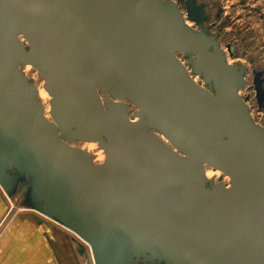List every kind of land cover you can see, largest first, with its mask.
<instances>
[{
    "label": "water",
    "instance_id": "1",
    "mask_svg": "<svg viewBox=\"0 0 264 264\" xmlns=\"http://www.w3.org/2000/svg\"><path fill=\"white\" fill-rule=\"evenodd\" d=\"M185 11L195 26L175 0H0V188L93 264H264V126L203 4Z\"/></svg>",
    "mask_w": 264,
    "mask_h": 264
},
{
    "label": "rangeland",
    "instance_id": "2",
    "mask_svg": "<svg viewBox=\"0 0 264 264\" xmlns=\"http://www.w3.org/2000/svg\"><path fill=\"white\" fill-rule=\"evenodd\" d=\"M208 1L210 2L208 7V12L210 13L211 16L210 19L216 20L218 22V25L220 26L224 25L221 28L220 40L222 44L224 45L226 43H229L235 47L233 57H227L228 62L230 63L241 62L247 65L248 73L246 76L247 77L246 85L242 87V89L239 91V95L242 96L245 99V101L251 105L250 112L251 115H253L254 120L257 123L264 126V111L258 107L253 95L254 92L251 89V87H249L252 80L253 70L254 69L264 70V0H208ZM183 13L185 15L184 11ZM177 57H180L181 60H183L182 55L177 54ZM183 62L185 61L183 60ZM25 71L26 72H24V74L30 78V81L33 82L37 87H39L44 92V89L42 87L43 79L38 76L36 70L30 65V68ZM199 81L200 80L197 78V82ZM46 95L48 96L47 98L49 100V95L48 94ZM247 96L250 97L248 100H247ZM47 106H48L47 109L48 111L46 110V112L50 117L48 101H47ZM133 110L134 107L130 106V112H132ZM81 143L82 142H76V144L81 148H85V150L89 149L88 151L91 152L92 157L98 159L99 162L101 161L102 156L104 159V152L102 149L100 150V148L97 146V143L92 142L94 143V145H89L88 143L87 144H81ZM207 173L209 174V177L214 178V181H217L219 177L218 175H221L220 172L216 176V174L214 173V171H212L209 165H206V174ZM224 181L228 182V178L224 177L223 182ZM0 191L3 192L1 188ZM13 204L19 211H27V210L31 211V209L28 208L26 209L20 206L19 201L14 200ZM14 211H16V209ZM83 243L85 242L83 241ZM85 245L89 255L88 264H93L89 247L86 243Z\"/></svg>",
    "mask_w": 264,
    "mask_h": 264
},
{
    "label": "crops",
    "instance_id": "3",
    "mask_svg": "<svg viewBox=\"0 0 264 264\" xmlns=\"http://www.w3.org/2000/svg\"><path fill=\"white\" fill-rule=\"evenodd\" d=\"M88 256L69 229L35 211H19L0 191V264H88Z\"/></svg>",
    "mask_w": 264,
    "mask_h": 264
},
{
    "label": "flooded vegetation",
    "instance_id": "4",
    "mask_svg": "<svg viewBox=\"0 0 264 264\" xmlns=\"http://www.w3.org/2000/svg\"><path fill=\"white\" fill-rule=\"evenodd\" d=\"M177 2V4L179 5L180 9L182 10V12H186V1L187 0H175ZM196 4H203V7L205 9V14L207 15L206 21L204 22L205 25L208 27L209 32H211L212 34L216 33L217 36L216 38L219 40L221 47L223 48V50L226 53V57H233L234 55V51H235V47L232 44L226 43V44H222L221 42V28L224 26H220L218 25V22L216 20H211V16L210 13L208 12V7L210 2L208 0H195ZM188 20V19H187ZM190 21V20H189ZM191 23H193V25L191 26H195L194 22L191 21ZM234 65H239V64H243L245 66V71H244V85L243 87L246 85V81H247V65L241 62H235V63H231ZM259 84L260 87V91L264 92V70L261 69H254L253 70V75H252V80L251 83L249 85V87H251V89L254 92V98L256 100V103L258 105L259 108H261L264 111V96L259 98L258 96V92H257V85ZM250 97L247 96V100ZM251 106V105H250ZM93 158V157H92ZM137 264H164L163 262H159L158 260H155L153 262L151 261H143L142 259L140 261L137 262Z\"/></svg>",
    "mask_w": 264,
    "mask_h": 264
},
{
    "label": "bare ground",
    "instance_id": "5",
    "mask_svg": "<svg viewBox=\"0 0 264 264\" xmlns=\"http://www.w3.org/2000/svg\"><path fill=\"white\" fill-rule=\"evenodd\" d=\"M182 11V10H181ZM183 13V12H182ZM183 16H184V18H185V21L187 22V24L188 25H192V23H191V21H189V20H187V18H186V12H185V15H184V13H183ZM20 37V39L26 44V41L24 40V39H22V37L21 36H19ZM177 54H180V55H182L181 53H176V57H177ZM185 66H186V69H187V71L189 72V75L191 76V78L196 82V83H198L199 85H201V86H204V87H206V88H209V86L208 85H206L204 82H203V80H202V78L201 77H198L197 75H195L193 72H192V70H191V67L190 66H188V65H186V60L184 59V57H183V55H182V59L185 61V62H183V60H181V58L180 57H177ZM228 61V60H227ZM230 63V62H229ZM30 68V65H28V64H23V65H20V69H21V71L24 73V72H26L25 70H28ZM191 70V71H190ZM193 75H195L200 81L199 82H197V78L195 77V76H193ZM44 92L47 94V92L44 90ZM43 92V90H41L39 87H37V93H38V98L41 100V102L44 104V107H45V115L49 118V116H48V113L46 112V110L48 109V106H47V101H48V96L45 94ZM242 97V96H241ZM248 104V103H247ZM249 105V108H251V106H250V104H248ZM135 109V108H134ZM48 111V110H47ZM129 112H130V105H129ZM131 114H132V112H130ZM129 113V114H130ZM251 113V112H250ZM130 114V119H131V117H132V115ZM253 116V115H252ZM132 121H134V120H136V118H133L132 117V119H131ZM256 122V121H255ZM161 137H163L162 135H161ZM163 139L166 141V139L163 137ZM76 142H78V141H75L74 143H72L73 145H77L76 144ZM89 144V145H94V143H92V142H82L81 144ZM78 146V145H77ZM83 149H85V148H83ZM87 150H89V149H87ZM101 150V149H100ZM100 156V155H99ZM102 160H103V156H102V158H101V161L99 162V160L98 159H96L95 157H93V161L95 162V163H97V164H101L102 163ZM211 169H212V171H214V173L216 174V176L220 173V171L218 170V169H213L212 167H211ZM205 174H206V166H205ZM206 176L207 177H209V174L207 173L206 174ZM218 176H220V175H218ZM222 176V178H223V180H224V177L225 178H228V182H225L226 184V186H229V177L227 176V175H221ZM10 199V198H9ZM23 208H26V207H23ZM27 209V208H26ZM55 222V221H54ZM60 225V224H59ZM92 257V256H91ZM93 261V260H92Z\"/></svg>",
    "mask_w": 264,
    "mask_h": 264
},
{
    "label": "built area",
    "instance_id": "6",
    "mask_svg": "<svg viewBox=\"0 0 264 264\" xmlns=\"http://www.w3.org/2000/svg\"><path fill=\"white\" fill-rule=\"evenodd\" d=\"M196 75V74H195ZM198 76V75H197ZM199 77V76H198ZM225 183V182H224ZM226 184V183H225Z\"/></svg>",
    "mask_w": 264,
    "mask_h": 264
}]
</instances>
